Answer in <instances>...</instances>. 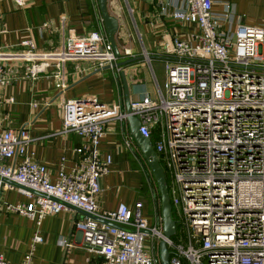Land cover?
Here are the masks:
<instances>
[{
	"label": "built area",
	"instance_id": "obj_1",
	"mask_svg": "<svg viewBox=\"0 0 264 264\" xmlns=\"http://www.w3.org/2000/svg\"><path fill=\"white\" fill-rule=\"evenodd\" d=\"M12 1L22 7L28 0ZM216 2L219 10L213 9ZM159 14L194 31L187 38L169 36L161 84H155L154 96L130 100L129 112L114 101L62 103L60 132H72L85 143L73 147L76 160L68 172L59 164L55 182L26 151L32 139L25 129L0 130V192L13 189L29 200L2 202L3 208L35 225L19 264H30L34 244L42 241L43 217L69 208L85 213L73 227L100 264H158L151 249L159 240L169 264H264V20L237 22L226 0H169ZM80 60L119 71L106 35L97 30L67 37L50 50L39 49L30 37L12 47L0 45V88L13 76L9 61H20L24 77L33 80L52 64L56 86L63 88V65ZM127 115L152 138L167 177L175 225L169 237L159 221L147 222L141 201L119 203L113 210L97 205L98 180L111 162L97 145L105 127L125 122ZM123 144L129 147L131 139ZM59 242L70 246L65 239ZM0 264L11 263L0 255Z\"/></svg>",
	"mask_w": 264,
	"mask_h": 264
},
{
	"label": "crops",
	"instance_id": "obj_2",
	"mask_svg": "<svg viewBox=\"0 0 264 264\" xmlns=\"http://www.w3.org/2000/svg\"><path fill=\"white\" fill-rule=\"evenodd\" d=\"M168 1H105L108 14L118 22L113 35L118 53L116 62L135 58L119 67L125 75L129 100L154 96L155 84H161L155 77L154 65L161 68L163 80V60L168 56L164 45L169 42V36L173 33L187 38L194 31L190 24L159 14L160 6ZM226 1L233 5L237 22L253 25L264 20V0ZM220 8L218 2L214 3V10ZM0 25V45L12 47L20 39L30 37L42 50L58 48L67 37H80L91 30L105 34L96 0H28L22 7L12 0H0ZM8 64L13 76L0 88V130L25 129L32 139L26 151L46 167L49 180L55 182L59 164L68 172L76 160L73 147L85 143L72 132H60L62 103L67 99H96L105 103L114 101L124 108L119 71L87 60L68 61L62 69L65 85L59 88L52 64L34 80L24 77L20 61ZM127 137L131 139L129 147L123 144ZM97 149L101 157L109 154L111 158L107 173L98 180L99 209L113 210L119 203L132 206L135 201H141V214L148 223H155L156 190L152 184V191L147 182L142 167L146 165L128 132L126 120L108 124ZM143 182H146L145 191ZM28 201L13 189L0 192V255L11 264H19L29 250L35 225L25 216L6 212L2 202ZM84 215L69 208L44 216L38 226L42 241L34 244L30 264H100L99 255L85 247L81 231L73 227ZM62 239L70 243L68 248L60 244Z\"/></svg>",
	"mask_w": 264,
	"mask_h": 264
},
{
	"label": "water",
	"instance_id": "obj_3",
	"mask_svg": "<svg viewBox=\"0 0 264 264\" xmlns=\"http://www.w3.org/2000/svg\"><path fill=\"white\" fill-rule=\"evenodd\" d=\"M98 9L101 16V21L103 24V28L105 31V35L107 37L108 42L112 47V51L114 55L117 57V49L114 42L113 35L118 27V22L115 17L108 14L105 6L106 0H96ZM135 58H129L127 60H123L121 62H116L115 66H122L126 63L134 61ZM108 66H103V68H107ZM119 78L122 86L123 100H124V110L129 112V96H128V88L127 82L125 79V75L123 70H119ZM126 124L128 132L133 139L135 145L138 147L140 156L146 165L142 167L145 169V174L147 177V182L153 191V185L156 190L157 198H158V206H156V221H159L161 224V231L164 236L169 237L174 233L175 225L171 218V207L169 196L167 192V185L165 181L164 172L159 165L157 160L156 153L152 148V144L148 138L142 134L139 129V121L132 115H127ZM153 184V185H152ZM155 199V196H153ZM82 212V211H81ZM151 255L158 264H169L168 261V250L164 244L163 240H159L157 246L151 249Z\"/></svg>",
	"mask_w": 264,
	"mask_h": 264
},
{
	"label": "rangeland",
	"instance_id": "obj_4",
	"mask_svg": "<svg viewBox=\"0 0 264 264\" xmlns=\"http://www.w3.org/2000/svg\"><path fill=\"white\" fill-rule=\"evenodd\" d=\"M147 59H148V57L145 59V61H147ZM154 65V64H153ZM147 70H148V68H147ZM154 70H155V77H156V79L158 80V82L159 83H161V81H162V74H161V68H156V65H154ZM149 71V70H148ZM151 77V76H150ZM145 191V190H144ZM143 191V193H145ZM143 214V213H142ZM150 214V212H148V216H150L149 215ZM147 250H149V248H147Z\"/></svg>",
	"mask_w": 264,
	"mask_h": 264
},
{
	"label": "trees",
	"instance_id": "obj_5",
	"mask_svg": "<svg viewBox=\"0 0 264 264\" xmlns=\"http://www.w3.org/2000/svg\"><path fill=\"white\" fill-rule=\"evenodd\" d=\"M129 63H130V62H129ZM129 63H126V64H129ZM126 64H125V65H126ZM150 141L152 142V138H151V137H150ZM164 176H165V181H166V183H167V177H166L165 174H164ZM143 189H144V190H147V188H146V182H145V183L143 182Z\"/></svg>",
	"mask_w": 264,
	"mask_h": 264
}]
</instances>
